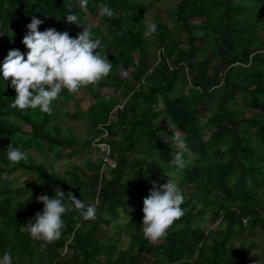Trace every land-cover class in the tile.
I'll return each mask as SVG.
<instances>
[{"label":"trees","instance_id":"obj_1","mask_svg":"<svg viewBox=\"0 0 264 264\" xmlns=\"http://www.w3.org/2000/svg\"><path fill=\"white\" fill-rule=\"evenodd\" d=\"M151 4L0 0V65L13 48L26 58L22 40L33 17L43 21L40 31L52 27L73 37L92 25L97 51L112 61L98 84L62 90L50 115L13 108L15 89L0 72V173H35L0 189V258L8 250L12 264H264V0H175L166 9L171 26L153 14L155 33L146 17ZM69 12L82 25L67 22ZM99 13L103 24L90 22ZM84 119L89 137L82 143L107 130L100 140L110 145L113 167L101 171V156L60 174L33 160L31 148L76 153L69 120ZM173 131L190 150L182 171L170 163ZM10 143L27 153L26 161L7 160ZM169 179L185 197L184 215L152 243L142 232L143 200L153 181ZM58 187L94 203L96 219L85 221L73 208L63 215L61 238L42 250L45 242L24 227L43 210L36 197L52 198Z\"/></svg>","mask_w":264,"mask_h":264},{"label":"clouds","instance_id":"obj_2","mask_svg":"<svg viewBox=\"0 0 264 264\" xmlns=\"http://www.w3.org/2000/svg\"><path fill=\"white\" fill-rule=\"evenodd\" d=\"M79 2L81 7H86L88 0ZM101 11L109 18L114 15L107 5ZM70 12L66 15L67 22L82 25L78 16ZM42 22L33 17L26 26L28 31L22 40L28 49L26 58L25 53L19 49L9 50L0 65V72L4 80H11V87L15 89L16 95L11 105L13 108L22 111L39 109L50 115L51 105L62 90L76 93L82 87L98 84L110 74L112 61L107 54L101 55L97 51L101 41L94 38L92 25H82L83 30L73 37L68 31H57L52 27L40 31L38 26ZM156 28L155 23L150 25L152 33H155ZM173 133L172 139L177 151L170 163L182 171L187 167L185 153L190 150L180 134L175 131ZM6 157L11 164H19L27 160V153L20 146L10 143ZM7 178V172L3 173V179ZM152 185V190L143 200L142 232L146 240L155 243L165 238L169 228L184 215L181 205L185 197L172 179L159 186L153 181ZM54 192L52 198L48 195L36 197L43 203V210L35 213L34 222L30 220L26 224L33 240L45 242L41 245L42 250L48 243L61 238L65 228L63 215L73 208L85 221L96 219L94 203L86 205L71 191L66 194L59 187ZM12 259L10 251L6 250L0 258V264H12Z\"/></svg>","mask_w":264,"mask_h":264},{"label":"rangeland","instance_id":"obj_3","mask_svg":"<svg viewBox=\"0 0 264 264\" xmlns=\"http://www.w3.org/2000/svg\"><path fill=\"white\" fill-rule=\"evenodd\" d=\"M148 2H152L148 12L146 13L148 25L150 28V25L153 23V14L158 13L162 16V18L171 26L172 20L169 17L166 9L171 8L175 4V0H161V1H152L147 0ZM101 13L97 16H93L90 18V22L103 24L102 20L100 19ZM137 58V55H136ZM69 105H71V102H69ZM66 121L68 119L64 118ZM69 123H71L74 127V133L79 138V142L75 145L76 153L72 152L70 148H65L62 152V156L58 157L54 155L53 151H41L39 149H30V154L33 157V160H35L36 163L43 162L47 166H51L55 171L62 174L65 173L66 170H72L73 165L76 164H83L84 161H90V160H98L102 156L101 150L99 151L97 149L96 141L92 142L89 146L82 143L89 137V125L88 122L84 120L74 121L69 120ZM29 128L28 126H25ZM98 137V136H97ZM95 137V139H97ZM164 141L171 142L170 138L168 137V134L163 135ZM161 174V173H160ZM158 175L157 178H160L161 175ZM67 177L69 178V175L67 174ZM28 178H35V173L24 170V169H17L10 174H8L7 179H3V174L0 173V189L8 188V187H16L18 185H23ZM156 178V179H157ZM144 215V214H143ZM143 215H142V222H143ZM218 222H215L213 224L217 225ZM109 228L112 227V223L108 225ZM25 230H27L26 227H24ZM122 244L121 247L126 246L125 240H127L126 235L124 232L121 233ZM260 247H257L254 252L255 255H259L262 252L260 251ZM258 257V256H257Z\"/></svg>","mask_w":264,"mask_h":264},{"label":"built area","instance_id":"obj_4","mask_svg":"<svg viewBox=\"0 0 264 264\" xmlns=\"http://www.w3.org/2000/svg\"><path fill=\"white\" fill-rule=\"evenodd\" d=\"M102 136H107V130H104V132L101 133L97 137V139H94V141H96L95 143L97 144V146L100 147V150L102 152L101 171L107 169L108 167H113L115 165V162L112 160V158L110 156V145H109V143L100 140L101 139L100 137H102ZM244 221H245V219H244Z\"/></svg>","mask_w":264,"mask_h":264}]
</instances>
